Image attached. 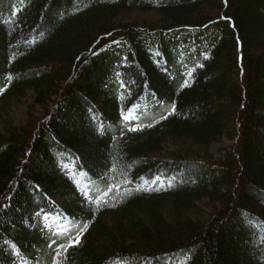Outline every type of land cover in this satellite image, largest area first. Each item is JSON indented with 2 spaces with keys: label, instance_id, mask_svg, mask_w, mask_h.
<instances>
[{
  "label": "trees",
  "instance_id": "obj_1",
  "mask_svg": "<svg viewBox=\"0 0 264 264\" xmlns=\"http://www.w3.org/2000/svg\"><path fill=\"white\" fill-rule=\"evenodd\" d=\"M32 89L45 114L0 127V264L40 261L48 215L88 229L53 264H264V0H0V118Z\"/></svg>",
  "mask_w": 264,
  "mask_h": 264
},
{
  "label": "rangeland",
  "instance_id": "obj_2",
  "mask_svg": "<svg viewBox=\"0 0 264 264\" xmlns=\"http://www.w3.org/2000/svg\"><path fill=\"white\" fill-rule=\"evenodd\" d=\"M241 0H237L240 3ZM39 98V92L37 89H32L30 93L23 97L16 99L11 106L12 115L8 114L6 117L0 118V127L2 129H6L9 125V122H17L18 124H28L33 121H37L38 117L42 114H45V106L40 104L37 105ZM169 108V107H168ZM34 112L37 116L34 117ZM163 111H147L144 113L139 114L137 117L132 118V122H142V121H152L158 118ZM237 143L236 139L228 138L226 141L218 142L214 146V151L220 157L227 156L231 151L232 147ZM175 143L170 142L168 144V148L170 150L174 149ZM108 186L104 182H96L95 185L92 186L93 192L103 193L108 189ZM60 200H65L63 196H59ZM73 223L67 224L64 227L57 228L53 231L52 239L49 241L48 245L43 249L41 258L39 262H35L33 264H53L55 257H54V248L57 247L58 240H65L73 235L82 231L85 227V223L80 221H72Z\"/></svg>",
  "mask_w": 264,
  "mask_h": 264
},
{
  "label": "snow or ice",
  "instance_id": "obj_3",
  "mask_svg": "<svg viewBox=\"0 0 264 264\" xmlns=\"http://www.w3.org/2000/svg\"><path fill=\"white\" fill-rule=\"evenodd\" d=\"M189 83H191V81H189ZM0 94H3V93H0ZM177 110H178V108H177ZM143 126L146 127L147 125H143ZM141 187L142 188L143 187H146V185H142ZM88 227L90 228L91 227V224H89ZM87 230L88 229L86 228L85 231H84V233L81 234L80 239L79 240H75L74 243H76V244L83 243V236L87 233Z\"/></svg>",
  "mask_w": 264,
  "mask_h": 264
}]
</instances>
